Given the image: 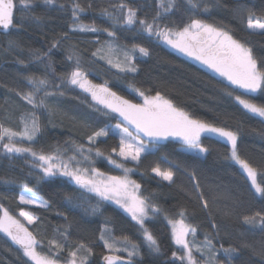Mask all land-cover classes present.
Segmentation results:
<instances>
[{
	"label": "trees",
	"instance_id": "trees-1",
	"mask_svg": "<svg viewBox=\"0 0 264 264\" xmlns=\"http://www.w3.org/2000/svg\"><path fill=\"white\" fill-rule=\"evenodd\" d=\"M14 2L9 32L0 33V212L4 207L32 231L37 243L30 249L60 264L71 259L102 264L108 253L127 259V264H185L168 226V221L182 220L191 228L190 246L207 245L205 257L193 249L197 262L264 264V120L236 101L264 109V28L249 29L251 22L264 23V0ZM191 23L207 25L244 45L261 73V90L253 94L232 86L151 34ZM112 48L127 52L130 70L118 71L102 59ZM74 69L93 83L88 102L67 82ZM128 87L159 95L189 119L234 132L237 156L255 170L261 194L231 161L230 146L213 136L200 137L202 156L176 140L141 137L149 150L125 158L119 139L126 133L124 126L93 105L108 91L137 102ZM26 97H35L40 109L27 104ZM60 101L66 102L65 114ZM26 117L35 122V137L13 143L19 154L3 151L2 143L8 142L3 131H20ZM102 128L104 133L96 134ZM76 147L98 156L93 166L101 173L133 180L151 207L150 217L139 224L68 178L41 175L30 154L48 156ZM155 170L170 174V180ZM25 185L40 205L20 202ZM103 227L136 245L138 255L129 259L109 250L101 239ZM24 250L0 231V264H34Z\"/></svg>",
	"mask_w": 264,
	"mask_h": 264
},
{
	"label": "rangeland",
	"instance_id": "rangeland-1",
	"mask_svg": "<svg viewBox=\"0 0 264 264\" xmlns=\"http://www.w3.org/2000/svg\"><path fill=\"white\" fill-rule=\"evenodd\" d=\"M263 28V22L255 21L249 23V29L251 30L257 31ZM151 34L163 45L200 65L232 86L253 94L261 90L262 76L257 69L256 63L249 57L247 48L229 35L219 30L211 29L201 23H191L177 31L159 33L151 31ZM199 40H203V42L200 43ZM108 51L107 54L101 55L104 61H107L108 64L118 71L131 69L128 66L131 59H129V55H126V51H123L122 54L115 51V48ZM74 70L75 72L73 71L74 73L67 79V82L72 87L79 88L88 102L93 91V83L85 76L83 71L80 69ZM81 79L83 81H79ZM42 85L44 83L40 81L37 86L41 87ZM128 89H130L129 92L139 99L137 102L108 91L99 95L97 102H94L93 105V108L97 109L101 114H110L117 117L121 122L119 125L124 126L126 133L120 135L119 139L122 143L121 153L125 158L138 157L149 150L142 138L149 141L176 140L184 145L185 150L202 156L205 153V149L198 144L200 137L203 135L213 136L230 146L231 161L245 174L253 188L252 190L257 195L261 194L255 170L237 156V136L234 132L189 119L182 111L159 95H147L141 89L139 90L135 87H128ZM25 101H27V104H35L40 109L37 102H35V97H26ZM236 101L247 112L264 120V109L240 98ZM60 102V111L65 114L66 102ZM19 128L20 131H15V129L3 131V136L8 138V142L5 145L2 143L3 151L19 154V152H22L21 149L17 148L13 143H16L19 138L29 139L35 137V122L32 119L26 117V119L20 121ZM115 128L116 125L112 127V130L114 131ZM102 133H104L103 128L96 132V134ZM30 154L38 162L35 167L40 170L41 175L45 177H66L82 189L112 203L115 207H119L139 224H142L146 218L150 217L151 207L139 195V186L128 177H111L103 172L101 173L93 166V162L98 156L92 154L87 148L76 147L67 152L61 151L48 156L38 152H30ZM155 173L167 181L171 178L170 174H166V172L161 173L155 170ZM19 200L30 205L41 204L34 193L26 188V185L20 193ZM18 222H20L18 218L11 215L4 207H1L0 231L4 235L12 238L9 227ZM168 226L171 239L180 249L179 256L183 259V262L185 264H201L197 262L193 249L198 250L200 256H204L206 255L204 248H207V245L194 244L190 246L188 235L191 232V228L182 220L168 221ZM101 239L106 247L114 253L125 254L129 259L138 255L136 245L124 239L115 238L107 227H103ZM148 240L154 243L150 236H148ZM35 243H37L36 240ZM24 255L34 264H60L51 258L39 257L35 249L24 250ZM67 264L83 263L71 259ZM202 264L207 263L203 261Z\"/></svg>",
	"mask_w": 264,
	"mask_h": 264
},
{
	"label": "water",
	"instance_id": "water-1",
	"mask_svg": "<svg viewBox=\"0 0 264 264\" xmlns=\"http://www.w3.org/2000/svg\"><path fill=\"white\" fill-rule=\"evenodd\" d=\"M14 0H0V33L9 32L14 18ZM12 240L22 249H30L34 246L35 236L23 223H14L9 227ZM128 260L117 255L108 253L102 258V264H127Z\"/></svg>",
	"mask_w": 264,
	"mask_h": 264
}]
</instances>
